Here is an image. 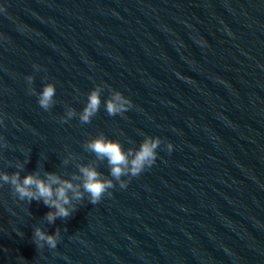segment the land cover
I'll list each match as a JSON object with an SVG mask.
<instances>
[{"label":"water","instance_id":"1","mask_svg":"<svg viewBox=\"0 0 264 264\" xmlns=\"http://www.w3.org/2000/svg\"><path fill=\"white\" fill-rule=\"evenodd\" d=\"M28 75L36 93L55 84L48 111ZM110 90L132 101L123 116ZM0 117V173L21 178L85 165L111 179L88 141H165L126 188L51 224L0 184V264H264V0H0ZM37 227L59 230L55 249L36 248Z\"/></svg>","mask_w":264,"mask_h":264},{"label":"clouds","instance_id":"2","mask_svg":"<svg viewBox=\"0 0 264 264\" xmlns=\"http://www.w3.org/2000/svg\"><path fill=\"white\" fill-rule=\"evenodd\" d=\"M35 71H41L39 65H33ZM29 88V94L36 95L39 106L48 111L54 104L56 87L54 83L44 84L42 90L36 93L33 85V76L25 77ZM105 85L98 84L87 96V103L80 113L79 119L82 124L91 123L101 107V94ZM104 107L109 116L121 115L133 107L132 101L118 90H110V95L104 102ZM68 117L76 115L74 109L68 111ZM0 124H3V117H0ZM3 141V137H0ZM165 143L160 137L144 136L138 149H124L118 140L106 138L103 134L88 141L85 144L86 150L95 154L97 159L106 160L110 168L109 178L102 177V174L93 166H79V175H74L72 180L63 179L55 173H45L43 178L38 173H30L21 178L19 172L0 173V184H9L14 195L21 201H43V204L52 211H48L45 219L48 223H54L57 218H67L75 209L73 201H81L84 194H88L89 202L93 205L100 202L105 194L111 196L109 191L119 183L120 188H126L129 180L122 177L139 176L145 170L151 168L157 160V149ZM6 146V141L3 143ZM173 149L171 143H166V150L170 153ZM73 180L81 183H73ZM82 189V190H81ZM60 239V232L49 234L37 227L33 232V243L36 248H43L45 245L50 249L57 247Z\"/></svg>","mask_w":264,"mask_h":264}]
</instances>
